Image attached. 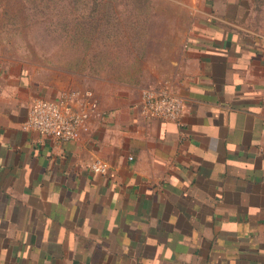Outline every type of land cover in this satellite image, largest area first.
<instances>
[{
    "label": "crops",
    "instance_id": "1",
    "mask_svg": "<svg viewBox=\"0 0 264 264\" xmlns=\"http://www.w3.org/2000/svg\"><path fill=\"white\" fill-rule=\"evenodd\" d=\"M188 7L158 45L149 30L130 88L69 75L51 90L0 41V264H264V29L245 0ZM152 87L184 98L179 122L143 113ZM65 89L94 92L89 130L28 127L31 102Z\"/></svg>",
    "mask_w": 264,
    "mask_h": 264
},
{
    "label": "rangeland",
    "instance_id": "2",
    "mask_svg": "<svg viewBox=\"0 0 264 264\" xmlns=\"http://www.w3.org/2000/svg\"><path fill=\"white\" fill-rule=\"evenodd\" d=\"M189 1L193 0H72L68 21L72 41L59 48L62 40L26 19L23 0H0V41L3 46L5 41L7 58L12 55L14 72L23 71L51 90L62 86L69 75L80 84L130 88L141 79L149 30L155 31L152 42L158 45L161 39L156 34L164 29L163 17L187 13ZM245 3L251 24L264 29V0ZM81 25L87 39L83 46ZM67 59L73 61L71 65Z\"/></svg>",
    "mask_w": 264,
    "mask_h": 264
},
{
    "label": "built area",
    "instance_id": "3",
    "mask_svg": "<svg viewBox=\"0 0 264 264\" xmlns=\"http://www.w3.org/2000/svg\"><path fill=\"white\" fill-rule=\"evenodd\" d=\"M186 102L183 97L165 88H147L142 95L141 109L149 118L179 122ZM99 102L91 90L65 89L51 99L36 98L29 107L28 127L44 137L57 141H75L89 130ZM90 168L105 173L107 164L95 159Z\"/></svg>",
    "mask_w": 264,
    "mask_h": 264
},
{
    "label": "trees",
    "instance_id": "4",
    "mask_svg": "<svg viewBox=\"0 0 264 264\" xmlns=\"http://www.w3.org/2000/svg\"><path fill=\"white\" fill-rule=\"evenodd\" d=\"M23 3L26 19L33 20L35 27L39 28V26H41L42 29L52 37L59 41L62 40L61 45H58L59 48H61L64 43L66 44L72 41V29H70L68 23L71 15L72 0H23ZM85 7V2H83L81 8L84 9ZM80 16L81 19H84L86 15L84 12H81ZM55 17H57V21H54ZM78 34L83 46L87 42L85 27L83 25H81ZM81 55L84 57V50L81 51ZM67 60L71 65L73 61L70 59ZM76 62V65L79 64V60ZM76 65L73 66L76 67Z\"/></svg>",
    "mask_w": 264,
    "mask_h": 264
}]
</instances>
